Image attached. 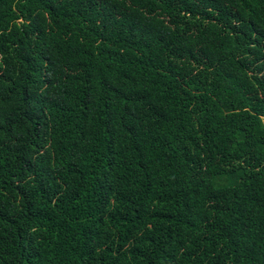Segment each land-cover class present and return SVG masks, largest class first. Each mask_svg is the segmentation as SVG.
<instances>
[{"label": "trees", "instance_id": "1", "mask_svg": "<svg viewBox=\"0 0 264 264\" xmlns=\"http://www.w3.org/2000/svg\"><path fill=\"white\" fill-rule=\"evenodd\" d=\"M0 264H264V0H0Z\"/></svg>", "mask_w": 264, "mask_h": 264}]
</instances>
